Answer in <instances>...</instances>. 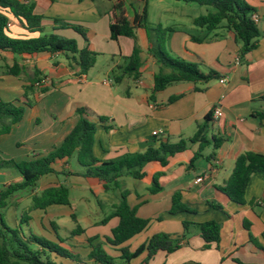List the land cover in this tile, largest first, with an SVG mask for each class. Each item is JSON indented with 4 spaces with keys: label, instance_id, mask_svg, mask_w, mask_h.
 <instances>
[{
    "label": "crops",
    "instance_id": "crops-1",
    "mask_svg": "<svg viewBox=\"0 0 264 264\" xmlns=\"http://www.w3.org/2000/svg\"><path fill=\"white\" fill-rule=\"evenodd\" d=\"M30 1L36 3V12L46 17L43 26L48 34L75 39L82 48L84 39L72 28L61 25L85 27L98 53L97 62L87 74H81L79 66L71 59L73 55L0 52V101L15 102L26 108L14 133L0 142V158L20 162L48 155L62 144L77 124L79 117L76 111L81 107H87L94 113L91 117L97 124L94 154L100 160H112L129 153H145L150 146H157L161 139L172 143L190 139L196 134L198 124L212 114L209 137H226L227 140L216 151L213 145L205 149L206 156L215 153L211 160L199 158L195 167L189 168L188 164L199 146L198 143H190L187 150L171 157L167 166L147 164L144 167L148 173L146 178L123 177L124 189L130 191L128 203L137 208L138 216L151 220L145 231L125 245L135 251L158 233L180 237L184 232L183 221L204 223L214 220L222 224L219 248L215 244L205 248L200 231L194 226L181 239L178 250L172 254L160 251L148 264H236V259L247 264H264V252L250 241L251 233L264 247V172L252 176L244 205L231 201L219 189L232 175L240 155L249 151L264 154V0H246L259 16L257 24L261 36L257 46L245 55H241L242 44L225 23L213 31L194 24V19L206 14L207 9L197 14L192 13L195 10L192 4L177 0H149V25L173 29L167 38L166 50L186 62L200 64L203 71L211 68L219 74L217 79L209 82L172 84L153 100L154 75L159 71V65L148 54L150 40L146 29L136 30L143 59L141 77L134 80L127 76L118 84L113 80V71L132 55L135 40L125 36L112 40L111 21L115 16H126L133 21L135 15L142 12L143 1ZM10 22L15 37L31 35L17 20L11 19ZM193 37L204 41H195ZM15 63L23 67V73L18 77L5 73L6 67ZM43 80L46 82L43 83ZM31 85L34 90L26 92V87ZM41 87L49 90L40 93ZM176 96V100L169 102ZM216 108L223 113L219 118L214 116ZM98 117L107 121L102 124ZM106 126L114 128L107 130ZM155 132L158 134L155 135ZM73 160L79 164L77 157L59 160L54 165L55 174L42 177L34 189H29L28 202L27 196L18 193L7 209L16 211L23 205L20 200L24 198V214L29 211L34 194H40L50 186L63 185L61 179L69 178L74 181V187L81 193L80 199L87 207H90V202L83 196L86 191L103 197V202L112 208L120 202V190L106 191L97 178L79 175L84 169L80 164V168L75 169ZM158 172L164 173L160 178L162 189L152 194L149 189ZM199 178L203 181L198 183L196 180ZM20 180L21 176L14 169L0 170V189ZM178 191L183 195V203L194 212L170 213L172 197ZM70 200V206L52 205L45 210L30 211L31 220L25 230L57 243L63 239L65 242L61 245L82 261L92 262L88 258L91 249L88 248L87 234L98 226L100 219L95 220L90 215L78 218L71 197ZM213 204L220 205L222 209L214 208ZM72 215L76 216V220ZM14 217L12 227L20 222L17 212ZM68 217L83 229L82 233L61 236L60 230ZM246 220L251 223L250 230L245 227ZM110 223L114 229L119 219L114 217ZM145 255L146 252L132 260L131 264H145ZM54 259L60 264H72V261L61 257Z\"/></svg>",
    "mask_w": 264,
    "mask_h": 264
},
{
    "label": "trees",
    "instance_id": "trees-1",
    "mask_svg": "<svg viewBox=\"0 0 264 264\" xmlns=\"http://www.w3.org/2000/svg\"><path fill=\"white\" fill-rule=\"evenodd\" d=\"M144 7L140 14H136L133 21L126 16L113 17L110 24V36L112 40H118L121 36L130 37L135 40V47L131 56L124 59V63L113 71V80L116 84L121 83L129 76L134 80L141 77L143 64L142 50L137 42L136 30L144 28L147 31L150 46L148 54L151 55L159 65V71L154 75V87L151 99L164 91L168 86L179 82H209L217 79L219 74L211 68L207 71L201 69L200 64L189 63L180 58L172 56L165 48L167 38L173 29L164 28L162 25L152 27L148 23V1L141 0ZM186 4H198L211 7L212 10L194 19V24L206 27L213 31L225 23L226 27L232 30L238 41L242 44L241 55L252 51L258 44L261 31L258 24L252 19L256 12L246 0H177ZM118 8V6H117ZM46 17L36 12V3L30 0H0V52H7L15 55H34L42 52L64 53L72 56V60L80 68L81 74H87L96 64L98 53L89 40L88 30L81 25L62 23L63 28H72L85 42L80 48L75 39H68L54 33H46L43 21ZM11 19L20 22L31 34L26 37H15L12 32ZM55 22H61L54 19ZM11 23V25H9ZM195 41H204L193 37ZM6 74L20 76L23 67L15 63L6 67ZM39 74V73H38ZM41 80L38 82L40 83ZM33 91V86L26 87ZM49 89L41 87L40 93H46ZM178 97H173V102ZM26 112L24 105L15 102L0 101V142L11 136L16 127L22 121ZM79 117L77 124L65 137L61 145L55 147L46 156L35 157L30 160L16 161L14 159L0 158V170L5 168L14 169L21 180L5 185L0 189V264H60L54 257L68 259L77 264H86L79 260L78 256L70 249L60 243L40 237L32 232H26L25 226L29 224L32 210H45L52 205H71L70 189L64 185L50 186L40 194L32 196V204L29 211L22 215V219L15 227L7 224L4 218V211L12 204L16 195L20 192L34 189L40 179L48 174H55L54 165L63 159L77 157L79 164L84 169L80 173L84 177L97 178L106 191L120 190V202L113 207L112 214L105 218H118L119 224L112 230L111 237L105 239L106 243L120 253L116 257L108 253L103 242L98 238L89 239L92 250L88 258L92 264H131L132 260L147 252L145 264L160 251L172 254L181 246V239L185 238L192 227H197L204 240V247L210 248L216 245L219 248L221 240L222 224L218 221H207L194 223L183 221L184 232L180 237L166 233H158L149 238L146 244L141 245L135 251H131L125 244L138 234L145 231L151 220L142 218L137 214V208L128 203L130 191L124 189L123 177L130 176L136 180H142L148 176L144 171L147 164L153 163L160 166H167L169 159L178 153L188 149L190 143H198V149L188 164L189 168L195 167L199 158L211 160L215 153L210 156L204 155V151L210 145L218 150L227 140L226 137H209V130L212 123V114H208L202 123L198 124L196 134L190 139H181L178 143L169 140H159L157 146H150L145 153H129L112 160H100L94 154L96 141L97 124L91 119L94 113L87 107L78 108L76 111ZM262 116V115H261ZM100 123L107 121L104 117H98ZM107 130L113 126H106ZM264 172V154L246 152L240 155L236 161L235 168L230 178L219 189L228 198L239 204H246V190L254 174ZM163 172H158L153 178L150 192L155 194L162 189L160 178ZM181 192L174 193L172 197L171 214L181 212H194L183 201ZM216 209H222L220 205H212ZM76 220V216L72 215ZM56 226V225H54ZM251 223L245 221V227L250 230ZM83 232L78 226L72 232L77 235ZM99 240V241H98ZM250 241L262 252V247L257 239L250 233ZM96 242V244H92ZM236 264H247L238 259Z\"/></svg>",
    "mask_w": 264,
    "mask_h": 264
},
{
    "label": "rangeland",
    "instance_id": "rangeland-1",
    "mask_svg": "<svg viewBox=\"0 0 264 264\" xmlns=\"http://www.w3.org/2000/svg\"><path fill=\"white\" fill-rule=\"evenodd\" d=\"M152 1L154 2L155 0H152ZM181 3H184V2H181ZM192 5L194 7L193 9H195V10H192V13H194V12L195 13L198 12L197 14L204 13L205 10H202V9H207L208 11L212 10V8L208 7V6H200L198 4H192ZM207 10L205 12H208ZM72 165L75 169L80 168L79 164L76 161L74 162V160L72 161ZM61 180H62L63 185L68 187L71 191L70 197L74 203V212L76 213L77 217L78 218H84L86 215H90V216H93V218H95V220L100 219L98 226H96V228H94L93 230L88 232V234H87L88 239L98 238L100 241L103 242L104 248L108 253H110L109 250H111V252L114 255L116 254L115 256L120 255V254H118L119 252H115L114 251L115 249L113 247H111L109 244H107L105 241V239L107 237H111V235H112L111 230L113 229V227H112V224L110 223V221L113 218H109L107 221L103 222L104 219L109 217L114 210L111 207V205H108L105 202H103V197L96 196L93 193H91L90 191H86V193L83 194V196H85L89 199L90 207H87L85 204H83L82 200L80 199V196H82V195H80L81 193L75 189L74 181H72V179H70V178L66 179V180L65 179H61ZM20 193L24 194V196L26 197L29 193V190H26V191H23ZM111 193H113V192H111ZM28 199H29V196L26 197L27 202H28ZM26 201L24 198H22L20 200V204L23 203V205L20 206L19 209H16V211L13 208H9V209L4 211V218H5V220L9 226H11V227L14 226L15 212L18 213L19 220L22 219V214L24 212ZM76 228H77L76 222L71 217H68L63 222V227L60 230V234L62 237H65L66 235L69 236L70 234H72V232ZM94 234H97V235L94 236ZM92 244H96V242H92ZM81 248L83 249V246ZM88 248H90L92 250L91 245H88ZM146 254H147V252H146ZM139 257H137V258H139ZM146 258H147V255H145V260H146ZM79 260H81V258H79ZM72 264H77V262H72ZM86 264H92V262L86 261Z\"/></svg>",
    "mask_w": 264,
    "mask_h": 264
},
{
    "label": "built area",
    "instance_id": "built-area-1",
    "mask_svg": "<svg viewBox=\"0 0 264 264\" xmlns=\"http://www.w3.org/2000/svg\"><path fill=\"white\" fill-rule=\"evenodd\" d=\"M252 19H253L256 23L259 22V16H258L256 13H253V14H252ZM9 25H11V23H10ZM42 82L44 83V82H46V81L43 80ZM221 82L224 83L225 80H221ZM222 114H223V113H222V111H221L220 108H216V109L214 110V116H215L216 118L221 117ZM154 134L157 135L158 133L155 132ZM201 181H203V178H199V179L196 180V182H198V183L201 182Z\"/></svg>",
    "mask_w": 264,
    "mask_h": 264
}]
</instances>
